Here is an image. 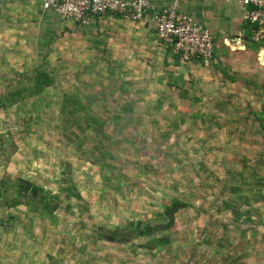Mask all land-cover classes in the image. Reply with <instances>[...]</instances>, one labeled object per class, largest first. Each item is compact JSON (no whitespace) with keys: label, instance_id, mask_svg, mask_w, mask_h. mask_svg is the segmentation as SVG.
Instances as JSON below:
<instances>
[{"label":"rangeland","instance_id":"1","mask_svg":"<svg viewBox=\"0 0 264 264\" xmlns=\"http://www.w3.org/2000/svg\"><path fill=\"white\" fill-rule=\"evenodd\" d=\"M54 22L32 41L18 37L11 53L0 48V94L30 85L37 68L53 76L40 94L0 106V133L9 138L0 149V189L7 191L0 203L12 208L0 223V264H201L202 219L220 205L222 186L238 184L254 151L264 149L254 117L264 106L263 92L254 93L259 75L232 55L224 61L214 55L208 65L168 64L108 42L91 24ZM69 90L106 120L109 150L125 177L118 192L102 191L103 169L58 132L61 94ZM19 177L60 194L57 224L10 207ZM173 197L190 207L157 233L169 235L168 246L150 252L145 238L97 239L100 226L164 223Z\"/></svg>","mask_w":264,"mask_h":264},{"label":"crops","instance_id":"2","mask_svg":"<svg viewBox=\"0 0 264 264\" xmlns=\"http://www.w3.org/2000/svg\"><path fill=\"white\" fill-rule=\"evenodd\" d=\"M150 1L158 7L175 5L180 12L208 28L213 36L215 59L224 61L232 55L233 61H247L250 74H258L263 83L255 85L254 93L264 94V49L251 39L252 27L242 18L245 7L236 0ZM59 19L61 22L65 18L43 10L38 0H0V48L9 46L7 52L11 53V45L18 42V37L28 36L32 41L36 31L42 35L44 26L48 27L54 20L59 23ZM90 24L92 31L104 34L108 42L117 41L123 49L128 46L142 57L159 58L168 64L182 61L158 41L147 18L131 21L117 14H105L94 17ZM254 153L249 166L260 179L257 187L263 196L234 211L206 213L202 219L201 264H264V149ZM2 193L5 191L0 190V197ZM10 209L0 203V223L12 213Z\"/></svg>","mask_w":264,"mask_h":264},{"label":"trees","instance_id":"3","mask_svg":"<svg viewBox=\"0 0 264 264\" xmlns=\"http://www.w3.org/2000/svg\"><path fill=\"white\" fill-rule=\"evenodd\" d=\"M29 82L30 85L27 87L15 85L8 92L0 94V106L5 108L27 96L40 94L52 84L53 76L51 72L37 68L33 71ZM57 116L59 120L58 132L66 142L71 147L88 153L92 164L103 169L101 174L102 191L111 189L118 192L121 190L125 184V177L121 171H118L116 156L109 150L112 144V135L108 130L106 120L91 112L75 90L61 94ZM254 117L260 128L264 130V106L259 112H255ZM4 134L0 133V149L9 140L8 137L4 138ZM247 166L248 169L244 167L240 172L238 184H224L219 190L218 196L221 203L218 206L213 204L214 213L226 210L234 211L242 205L248 206L250 202L258 201L260 196H263L257 187L260 179L250 169V166ZM13 187L16 191L12 194L10 207L23 205L27 211H35L42 218L49 220L51 224H57L58 216L55 215V210L60 204V194H53L20 177L14 180ZM0 190L6 191L4 186ZM18 199L23 201L16 202ZM187 207H190V203L173 197L163 208V215L166 219L164 223L150 225L139 220L132 221L122 228L115 227L112 230L100 226L96 237L115 244H125L137 238H145L146 241L142 246L150 252L155 249L158 251L170 244V237L167 234L158 235L157 233L170 230L174 224L175 213Z\"/></svg>","mask_w":264,"mask_h":264},{"label":"built area","instance_id":"4","mask_svg":"<svg viewBox=\"0 0 264 264\" xmlns=\"http://www.w3.org/2000/svg\"><path fill=\"white\" fill-rule=\"evenodd\" d=\"M230 2L231 0H225ZM43 10L81 25L96 16L117 14L131 21L147 18L158 41L182 61L211 63L214 43L211 31L180 12L175 5L158 7L150 0H38ZM243 7L244 23L252 27L251 39L264 49V0H236Z\"/></svg>","mask_w":264,"mask_h":264}]
</instances>
